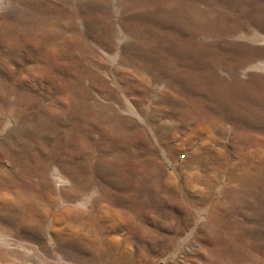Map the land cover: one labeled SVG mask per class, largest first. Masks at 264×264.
I'll use <instances>...</instances> for the list:
<instances>
[{
	"label": "rangeland",
	"instance_id": "obj_1",
	"mask_svg": "<svg viewBox=\"0 0 264 264\" xmlns=\"http://www.w3.org/2000/svg\"><path fill=\"white\" fill-rule=\"evenodd\" d=\"M0 264H264V0H0Z\"/></svg>",
	"mask_w": 264,
	"mask_h": 264
}]
</instances>
